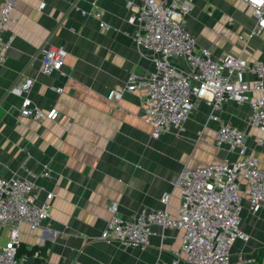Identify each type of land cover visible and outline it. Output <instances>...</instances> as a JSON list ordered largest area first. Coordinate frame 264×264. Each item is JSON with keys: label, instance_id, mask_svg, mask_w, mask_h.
<instances>
[{"label": "crops", "instance_id": "1", "mask_svg": "<svg viewBox=\"0 0 264 264\" xmlns=\"http://www.w3.org/2000/svg\"><path fill=\"white\" fill-rule=\"evenodd\" d=\"M128 1L137 3L18 0L11 15L15 23L5 27L3 37L14 40L0 67V178L34 173L37 203L47 193L54 195L50 217L40 228H19V249L29 252L22 254L31 264L41 260L44 264H170L171 253L181 249L180 229L154 227L145 250L99 241L110 219L109 205H118L119 218L131 219L142 209H161L159 200L168 193V214L177 219L181 195L174 183L184 167L238 159L226 147L214 145L217 124L209 120L204 101L196 103L182 134L153 140L151 128L141 121L139 92H125L115 103L108 99L110 91L126 84L129 74L146 76L153 70L149 53L135 48V28L126 23ZM190 2L192 10L184 25L198 49L210 51L214 58L233 55L248 63H264V32H254L255 19L247 3ZM101 22L111 29L106 31ZM46 44L67 51L61 70L48 76L40 74V50ZM172 62L186 70L182 61ZM25 79L33 80L29 92L33 106L45 113L55 109V121L20 115L21 98L9 90ZM250 112L248 103L228 101L221 119L245 133L247 147L255 148L264 167V146L255 147L254 142L261 132L249 125ZM44 168L47 178L40 176ZM241 229L248 240L235 242L231 264L251 255L262 264L264 207L250 213L244 200ZM8 236L9 229L0 225V246Z\"/></svg>", "mask_w": 264, "mask_h": 264}, {"label": "built area", "instance_id": "2", "mask_svg": "<svg viewBox=\"0 0 264 264\" xmlns=\"http://www.w3.org/2000/svg\"><path fill=\"white\" fill-rule=\"evenodd\" d=\"M17 1L0 0V67L14 40V36L5 39L3 34L7 25L15 23L11 15ZM136 1L126 3V23L135 28V48L140 53H149L153 70L146 76L129 74L126 84L110 91L108 99L115 103L125 92H139L143 107L141 121L151 128L153 140L168 133L182 134L196 103L204 101L210 110L209 120L217 124L214 145L226 147L238 159L193 169L184 167L174 183L181 195L177 219L168 214V193L159 200L161 209H142L131 219L119 218L118 205L111 203L110 219L98 239L105 244L145 250L150 246L154 227L180 229L181 249L171 253L170 264H231L235 242L248 240L241 229L243 201L248 202V211L253 214L264 207V167H260L255 148L247 147L245 133L223 121L221 111L228 101L248 103L249 125L261 132L254 141L255 147L264 146V63H248L233 55L214 58L210 51L198 49L196 38L184 25L192 10L190 0ZM240 1L252 9L254 32H264V0ZM92 4L96 7V1ZM96 16L101 20L99 13ZM100 25L106 31L111 29L104 22ZM40 54V74L48 76L61 70L67 51L46 44ZM173 60L182 61L186 70L174 65ZM247 76L252 80L248 81ZM32 85L33 80L25 79L9 90L21 98L20 115L36 121H55L58 116L55 109L45 113L33 106L29 98ZM40 176L49 177L48 169L44 168ZM37 177L28 173L26 178H0V225L9 229L8 241L0 246V264H31L28 255L18 254L19 228L27 226L30 231L40 228L50 217V202L54 198L47 193L37 203ZM35 257L41 259L39 255ZM38 264H44L43 260ZM236 264L260 263L251 255L239 257Z\"/></svg>", "mask_w": 264, "mask_h": 264}, {"label": "trees", "instance_id": "3", "mask_svg": "<svg viewBox=\"0 0 264 264\" xmlns=\"http://www.w3.org/2000/svg\"><path fill=\"white\" fill-rule=\"evenodd\" d=\"M22 253H26V254H29V252H26V251H22L21 249L18 248V254L21 255ZM41 253H43L41 251ZM44 255V254H43ZM40 262V261H39Z\"/></svg>", "mask_w": 264, "mask_h": 264}]
</instances>
